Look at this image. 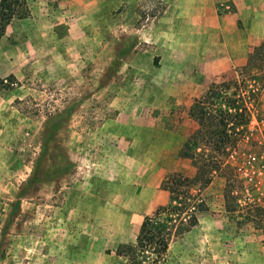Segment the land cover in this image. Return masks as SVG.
I'll return each mask as SVG.
<instances>
[{
    "label": "rangeland",
    "instance_id": "rangeland-1",
    "mask_svg": "<svg viewBox=\"0 0 264 264\" xmlns=\"http://www.w3.org/2000/svg\"><path fill=\"white\" fill-rule=\"evenodd\" d=\"M20 2L28 14L0 36V258L36 248L38 216L46 248L87 244L94 263L264 264V61L248 64L264 0L256 17L247 0ZM212 83H232L214 109H244L222 116L220 150L188 114ZM202 162L196 222L163 212L161 258L119 254L144 217L176 205L162 179H196Z\"/></svg>",
    "mask_w": 264,
    "mask_h": 264
},
{
    "label": "trees",
    "instance_id": "trees-1",
    "mask_svg": "<svg viewBox=\"0 0 264 264\" xmlns=\"http://www.w3.org/2000/svg\"><path fill=\"white\" fill-rule=\"evenodd\" d=\"M21 7L22 3L20 0H0V36L3 34L6 25L12 19L21 18L28 14L27 11H22ZM254 58H259L264 61V42L256 46L249 54L248 64ZM231 84L212 83L204 94V98L195 100L188 111L189 116L198 123L200 129L207 135L216 150L224 147L231 134L229 132H231L230 128L232 125L226 119L229 117L237 119L243 115L244 111L236 103L237 101L235 99H230V102L228 101L229 103L224 105L225 109H221V107L214 109L221 100V94L225 93L227 89H230ZM231 95L234 96L235 91ZM241 106L243 105L241 104ZM222 116H226L227 118H223ZM205 173V163L202 162L196 179L178 176L175 173L165 176L160 182L159 188L168 192L170 201L175 202L176 205L170 206L169 208L160 207L152 216L144 217L136 236V244L134 246L123 247L121 250L118 249L119 254L127 256V254L133 253L136 250L141 252L151 250L150 252H154L158 259L161 258L167 250L172 231L166 223L159 221L160 214L167 212L171 215H176L179 224H183V217L181 216L185 214L189 218L188 225L194 224L196 222L194 211L190 213L188 211L191 208H194V210L197 209L198 211L202 210L203 203L198 193L193 194L192 190L195 189V186L205 187L209 183V179L205 177ZM169 221L174 222L172 219ZM135 257L134 254L132 257L134 260L133 263L141 264L140 261H135Z\"/></svg>",
    "mask_w": 264,
    "mask_h": 264
},
{
    "label": "crops",
    "instance_id": "crops-1",
    "mask_svg": "<svg viewBox=\"0 0 264 264\" xmlns=\"http://www.w3.org/2000/svg\"><path fill=\"white\" fill-rule=\"evenodd\" d=\"M247 1H248L247 2L248 11L253 15V17L260 15L262 8V3H261L262 0H247ZM252 19L254 21V19L256 18H252ZM250 33L252 34V38L253 36L258 39L263 38L262 35L263 32L261 31H250ZM254 33L255 35H253ZM18 214L19 212L15 214V216H13L12 219L23 220L24 218L20 217L21 215L17 216ZM5 216H6L5 220H7V218H9L10 216V211H6ZM36 225H37L36 226L37 232L35 233V238H34L37 241L36 248H28V246H25L23 244H21L20 247H17L15 246L14 243H11L9 244L10 245L8 247L9 249L5 251L4 257L0 258V264H101V263L93 262V259L91 257L92 256V251L90 249L91 247H89L88 249L87 244H85L84 246L85 248H83L82 251L79 253L77 252L78 249L74 248L75 247L74 243L66 244L65 247L63 248L60 244L58 245L54 244L52 248H46L44 222L42 220V217L40 219L38 218V216L36 217ZM22 232L13 236L6 233V236L11 237V239H15L16 237H21V234L25 236L26 233H22ZM47 256H51L52 258L46 260ZM58 256H60L61 258H58Z\"/></svg>",
    "mask_w": 264,
    "mask_h": 264
},
{
    "label": "built area",
    "instance_id": "built-area-1",
    "mask_svg": "<svg viewBox=\"0 0 264 264\" xmlns=\"http://www.w3.org/2000/svg\"><path fill=\"white\" fill-rule=\"evenodd\" d=\"M262 186L264 188V172L262 173ZM263 195H264V192H263Z\"/></svg>",
    "mask_w": 264,
    "mask_h": 264
}]
</instances>
